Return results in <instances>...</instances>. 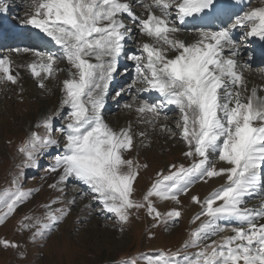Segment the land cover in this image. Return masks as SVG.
<instances>
[{
    "label": "snow or ice",
    "instance_id": "1",
    "mask_svg": "<svg viewBox=\"0 0 264 264\" xmlns=\"http://www.w3.org/2000/svg\"><path fill=\"white\" fill-rule=\"evenodd\" d=\"M25 7L20 23L37 30L38 38H47L58 51L12 49L32 54L34 59L26 65L0 55V84H17L20 73L14 69L20 67L45 90L46 81L65 71L59 67L62 62L67 76L60 108L42 115L35 128L43 131H30L18 147L24 158L17 166L19 175L55 149L47 171L58 179L49 187L64 194L70 179L86 186L83 195L97 201L99 211L110 214L121 232L134 214L140 218L141 210L154 220L153 227L178 223L183 215L180 197L197 182L221 178L225 182L203 200L191 196L200 207L191 222L200 223L181 248L142 258L145 264H264V204L247 206L248 199L264 196V86L248 87L240 43L233 36L235 29H244L241 43L248 37L264 41V0L240 15L231 12L236 5L221 0H27ZM7 11L8 4L0 0V14ZM216 21L221 26L213 27ZM187 32L193 34L190 42L181 38ZM130 38L136 52L126 51ZM122 56L135 70L127 87L135 94L122 107L134 111L140 122L175 137L167 123H160L169 119L164 109L174 106L179 112L175 128L187 148L183 155L191 161L187 166L169 165L167 174L157 173L140 199L134 185L148 165L128 158L137 134L131 124L117 130L103 117ZM150 92L158 95L157 102L139 98V93ZM65 108L66 122L57 128L55 118ZM220 162L225 166L217 167ZM18 181L19 176L14 177L13 187L0 191V225L32 196ZM62 202L57 198L44 205L42 217L26 215L21 230L31 233L32 241L51 234L70 212L53 207ZM156 202L179 207L162 213ZM68 203L74 204L75 198ZM0 247L19 251L21 245L0 239Z\"/></svg>",
    "mask_w": 264,
    "mask_h": 264
},
{
    "label": "rangeland",
    "instance_id": "2",
    "mask_svg": "<svg viewBox=\"0 0 264 264\" xmlns=\"http://www.w3.org/2000/svg\"><path fill=\"white\" fill-rule=\"evenodd\" d=\"M9 16L10 18L8 17L9 19L7 18L6 20L0 18L1 23L10 25L13 23L11 19L18 15L9 14ZM1 23L0 26L2 25ZM6 38L8 40L10 37ZM5 44L0 46L5 47ZM133 46L135 44L132 39H129L126 51L128 53L136 52V47L134 48ZM121 59L123 60L119 62V74L115 77L120 78L121 71H126L122 75L124 81L118 85L112 83L110 88L113 87V89L109 90L105 108L103 109V117L108 123L111 120L114 121L112 111H121L115 107L116 101L119 104L129 99L127 95L124 96L123 94H129L127 87L135 76L133 62L126 60L123 56ZM256 65H259V62L255 63ZM59 74L57 73L54 79H58ZM19 79L20 77L18 81ZM34 84L38 87L36 81H34ZM55 85H50L47 91L35 88L30 95L23 94L24 91L19 88L18 82L15 85L11 83L0 85V88L2 87L0 89V191L13 187L11 181L17 176H19L18 182L22 189L32 191V196L29 200L20 205L16 212L5 221L7 225L5 223V225H0V239H7L21 245L19 251L13 249L5 250L0 247V264H124V261L128 260H135L136 264H145L142 257L155 256L160 250L175 251L181 248L183 243L189 238L190 231L198 227L200 223V221L195 224L191 222L192 218L200 211V207L197 204L194 205L193 203V205H190L188 213L185 214L186 217L182 215L178 223L168 227L163 224L159 227H153L154 220L144 210H141L139 213L140 218L136 219L134 214L131 223L121 232L115 225L114 220L110 218V214L99 211L101 205L97 201L93 200L90 195H83V193L88 191L86 186L70 179L67 182L64 194L49 187L50 184L58 179L55 173L47 171L48 166L53 163V156L56 153L55 149L39 157L37 166L24 168L23 175H19L21 170L17 166L21 164L24 158L18 152V147L30 131H43L35 128L36 122L43 114L47 115L56 112L60 108V104H58L60 103L58 101L59 92L56 90L57 87ZM122 88L125 89V92L116 97L115 92ZM19 94H21V97ZM143 98L146 99V96ZM158 99V97H153L148 99V101L156 102ZM45 100H49L50 104H57L42 113V111L40 112V105ZM21 103L26 104L27 113L25 114H23ZM67 111L65 108L59 112L54 121L55 127L59 128L66 122ZM167 111L168 108H165L164 112L168 115L169 111ZM175 113L177 114V111ZM174 120H176V117L170 118L166 122L176 132V128L173 125ZM134 148L128 153V158L137 159L141 164L148 165V168H142L137 178V183L135 182L136 184L134 185L137 199L142 198V195L151 187V184L157 178V173L164 172L167 174L168 167L172 164L183 163L187 166L191 163L183 155L184 151L179 152L180 150H178L176 152L171 147L166 149L164 145L160 149L161 154H163L160 163L157 161L144 163L146 156L138 154L136 148ZM74 187L77 189H74ZM193 195L197 196L194 191L191 194L182 195L183 197L180 199L183 205L187 202L192 203L191 196ZM206 196L205 193H202L199 198L203 200ZM57 198H60L63 202L53 207L70 208L68 218L66 217L62 220L51 234L45 238H37L32 241L30 238L31 233L20 229L23 218L26 215L42 217L45 212L44 205ZM73 198H75V203L69 204L68 201ZM81 203L83 204L80 205ZM156 205L162 213L169 211L173 207H179L173 202H167V205L164 202H156ZM78 206L80 207L79 209ZM21 233H24V236ZM21 251L24 253L23 257L20 256ZM189 251L195 252L196 249H189Z\"/></svg>",
    "mask_w": 264,
    "mask_h": 264
},
{
    "label": "bare ground",
    "instance_id": "3",
    "mask_svg": "<svg viewBox=\"0 0 264 264\" xmlns=\"http://www.w3.org/2000/svg\"><path fill=\"white\" fill-rule=\"evenodd\" d=\"M5 2L8 4V11L5 14H0V18L3 20H6L8 17L10 18L11 15L9 16V14H17L18 16L11 19V21H13V23L10 25H4L3 22L1 23V20H0V23L2 24L0 26V37L2 35H5V34L7 37H10L9 38L10 40H5L4 42L0 41L1 46L6 43L5 47L0 46V52H1L0 54L11 55V58H12L15 65H26L34 59L32 54L31 53H24V52L16 53V52L11 51L12 49H15V48H21L22 49V48L27 47V48H33L35 50H39V51L44 52V53H50V52H57L58 51L57 46H55L54 43L50 42L47 38H45V39L38 38L37 30L32 29L30 26H25V25L20 23V19L23 18L24 12L26 11L25 5H26L27 0H5ZM259 6H262V0H250L249 5L246 8H244V10L240 14H243L244 11H247L250 8L259 7ZM136 11L139 12L140 9L137 8ZM232 19L234 20L235 16L232 17ZM218 26H221V25H218ZM218 26H216V27H218ZM187 28L191 29L192 27L187 25ZM243 33H244V29H235L233 31L234 38L237 40L238 43H240V49H239L240 50V61L242 64L245 65V67L243 69L244 76L248 82L249 88H251L253 86H257L259 88L260 86H264V62L263 63L261 62L259 65L255 66V63H257L258 60L261 61V59H257V57H256V50H255V44H254L258 40V37H248V38L244 39L243 42L241 43V37H242ZM14 35H16V38H13ZM181 38L184 39L185 41L190 42L193 40V34L191 32L181 33ZM21 44H27V45L22 46ZM133 47L135 48L136 46H133ZM52 48H54V49H52ZM135 49L137 50V48H135ZM120 60H123V59L120 58ZM59 67L61 69H65V71L59 72L60 74L58 75V79H51L49 81H46V83H47L48 89H49L50 85H53V84L55 85V83H56V85H55L57 87L56 90L59 92L58 101L60 102L62 81L67 76L66 62L60 63ZM14 71H18L20 73V75H19L20 79L18 81V85H19V88L24 91V93H23L24 95H30L34 92L35 88H40L39 86L38 87L35 86L34 81H36L37 85H38V80L36 78H33L30 74V71H28L26 68H24V67L15 68ZM125 72L126 71H121V74H120L121 77L120 78L115 77L113 84L118 85L122 81H124V77H122V75ZM58 81H59V83H58ZM0 89H2V87ZM111 89H113V87H111L110 90ZM43 90L47 91L45 89H43ZM133 94H135L134 91L132 94L124 93L123 95L124 96L127 95V97H129V99L126 100L125 102H120L119 104H117V101H116L115 107L121 111L120 112H116V111L113 112L112 111L114 121L111 120L109 123L108 122L107 123L110 124L114 129H117V130H119L120 128H123V127H127L129 124H131L133 133L137 134L135 136L136 151L138 154H142L143 156L144 155L146 156V159L143 161L144 163H150L153 161H157L160 163L162 161V155H163V154H161L160 149L163 147V145L166 149L168 147H171V149H173L176 152H178V150H180L179 152H181V151L185 152L187 150V148L179 137V130L178 129H175L176 133H178V134H176L175 137H171L168 133L161 131L159 126L153 127L151 125L140 122L138 120L137 114L134 111H128L122 107L124 103L131 101ZM261 94H264V93H261ZM0 95H1V93H0ZM138 95H139V98L143 99V100H148V99H151L153 97H158V95L154 92L139 93ZM141 95H143V96H141ZM19 96L21 97V94H19ZM144 96H146V99L143 98ZM21 104H22L21 106H22L23 114L27 113V111L25 109L26 104L25 103H21ZM58 104H60V103H58ZM55 105L50 104L49 100H45L42 102V105H40V112L42 111V113H43ZM167 108H168V111L170 112L169 113L167 111L168 112L167 116L169 117V119L170 118L173 119L174 117H176V120H174V122H173V125L175 127V122L179 119V112L177 109L174 108V106H168ZM175 111H177V114L175 113ZM43 115H45V114H43ZM169 115L170 116L175 115V116L170 117ZM36 120H34V121L36 122ZM160 123L161 124L167 123V125L171 128L169 123L164 121L163 119H161ZM140 132L146 133V136L140 137L138 135V133H140ZM223 166H225V165L222 162L217 164V167H223ZM140 171H142V169ZM224 182L225 181L221 178H213V179L209 180L207 183L199 182L196 185H194L193 188L190 189L188 194H191L194 191V193H196V195L198 197L202 193L203 194L205 193L208 196L209 193H211V191L214 188H217V187L219 188ZM74 189H77V188L74 187ZM181 197H183V196H181ZM248 202H249V203H247L248 207H259L262 204H264V196L252 197V198L248 199ZM164 203H166V205H167V202H164ZM82 204L83 203H81L80 205H82ZM190 205H193V203L187 202L183 205V213H184L183 217L184 216L186 217L185 214L188 213V209H190V207H191ZM79 208L80 207L78 206V209ZM226 234L230 235L231 233L229 232ZM21 235L24 236V233H21ZM214 239H216V238H214Z\"/></svg>",
    "mask_w": 264,
    "mask_h": 264
}]
</instances>
